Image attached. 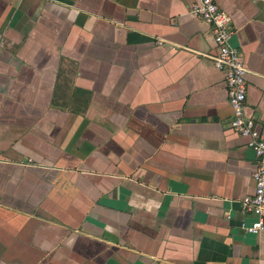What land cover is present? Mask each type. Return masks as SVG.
<instances>
[{"label":"crops","instance_id":"1","mask_svg":"<svg viewBox=\"0 0 264 264\" xmlns=\"http://www.w3.org/2000/svg\"><path fill=\"white\" fill-rule=\"evenodd\" d=\"M200 0H0V264H264ZM264 136V0H214Z\"/></svg>","mask_w":264,"mask_h":264},{"label":"built area","instance_id":"2","mask_svg":"<svg viewBox=\"0 0 264 264\" xmlns=\"http://www.w3.org/2000/svg\"><path fill=\"white\" fill-rule=\"evenodd\" d=\"M190 11L213 29L217 53L212 59L214 66L226 73L228 101L233 110L229 128L247 141L258 158L254 192L243 199L245 211L256 218L248 231L257 234L264 229V136L256 121L245 115L248 68L241 52L231 45L234 35L231 20L217 2L200 0L193 4Z\"/></svg>","mask_w":264,"mask_h":264}]
</instances>
